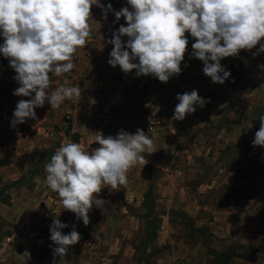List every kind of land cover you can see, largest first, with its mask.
Masks as SVG:
<instances>
[{"label":"rangeland","instance_id":"374dc122","mask_svg":"<svg viewBox=\"0 0 264 264\" xmlns=\"http://www.w3.org/2000/svg\"><path fill=\"white\" fill-rule=\"evenodd\" d=\"M99 2L105 6L111 3L116 11L128 6L127 0ZM91 11V35L96 33L99 40L106 37L101 33L102 29L107 32L119 29L117 24L125 21L123 17L116 21L112 12L104 19L101 8L95 5ZM188 51L184 64L188 60ZM198 64V60H194L193 73L181 67V73L186 77V88L192 84L200 97L210 99L203 108L196 106L193 121H175L174 126L172 122L165 121V115H156L144 107L142 98L147 97L144 90H130L131 95L125 94L127 108L135 112L133 121L120 128L129 133L142 129L157 142V152L145 157L147 165L137 164L128 171L126 187L110 191L109 188L102 189L98 198L106 202L103 207L107 212L94 205L89 212L90 223L85 226L74 213L62 208L58 194L44 182L45 165L55 151L63 143L77 142L78 137L71 131L67 132L70 115L60 113L59 117L54 111L50 114H46V110L36 111V115L45 118L49 135L17 134L11 120L20 98L13 92L19 85L13 79L15 72L9 61L0 54V88L12 89V94L6 96L7 100L4 97L8 108L2 112L0 123L4 119L10 135H21L26 139L24 157H18L21 163H16L17 169L20 166V172H24L17 183L31 187L34 180L41 182L36 202L28 194L31 188L26 192L19 191L27 198V204L35 208L28 211L30 216L37 217L35 222L25 220L24 223L30 241L29 246H22L33 252L21 248L22 242L15 244L17 250L21 249L18 254L25 263L264 264V147L253 146V140H250L259 130L258 117L264 114V68L260 67L264 65V53L222 59V66H239L237 76H230L224 84L213 83L203 74V63L201 67ZM77 71L75 67L71 74L57 78L51 74L50 90L56 89V79L67 78L69 81ZM175 100L172 104L176 103ZM222 102L225 103L223 110H216ZM211 107L215 109L212 112L214 117L210 113L204 116L205 109ZM108 110H101L102 132L112 125L107 118ZM98 112L100 110L94 113ZM128 112L125 110L124 114ZM153 119L163 121L165 127H159L154 135L147 130ZM94 143V146L89 145L99 147ZM44 187L54 198L51 205L44 201ZM12 188L6 190L5 197ZM51 207L53 209L50 210ZM54 219L69 225L61 230L63 234L70 233L75 226L81 237L78 244L69 246L63 258H54L56 246L50 239V226ZM3 225L0 222V227ZM17 227L18 224L7 226L10 232ZM26 251L30 253L29 257L24 255Z\"/></svg>","mask_w":264,"mask_h":264},{"label":"clouds","instance_id":"9594fccd","mask_svg":"<svg viewBox=\"0 0 264 264\" xmlns=\"http://www.w3.org/2000/svg\"><path fill=\"white\" fill-rule=\"evenodd\" d=\"M93 5L101 8L104 19L112 12L116 21L122 17L126 21L127 26L121 25L108 40L113 45L108 64L118 65L125 74L135 70L137 76H153L162 83L180 75L189 43L186 33L195 40L191 56L203 62V74L216 84H224L231 76L222 59L252 51L257 45L253 55L264 53V0H127L128 6L118 11L99 0H0V54L15 72L13 79L19 87L13 95L30 98L18 101L13 128L28 119L37 120L35 109L46 102L54 110L66 100L81 97L78 86L50 90V75L71 74L76 67L73 57L91 37ZM125 36L126 44L121 39ZM176 99L174 121H183L195 113L196 106L203 108L210 102L195 89L177 94ZM258 120L260 127L252 143L264 147V114ZM149 132L155 134L154 129ZM95 142L99 147L91 153L80 143H63L45 165L44 182L58 194L62 208L85 226L94 205L107 212L106 202L98 198L102 189L126 187L128 171L148 164L145 153L157 152L154 139L142 129L135 133L120 130L115 137L98 132ZM67 227L59 219L52 221L54 258L66 256L69 246L81 239L75 226L63 234L61 230Z\"/></svg>","mask_w":264,"mask_h":264},{"label":"crops","instance_id":"0c3cea01","mask_svg":"<svg viewBox=\"0 0 264 264\" xmlns=\"http://www.w3.org/2000/svg\"><path fill=\"white\" fill-rule=\"evenodd\" d=\"M117 25L119 27L121 25L127 26L126 21L120 22ZM117 30L118 29H113L107 32L102 29L101 33L105 34L106 37L100 40L98 39L96 33L91 35V37L87 40L86 47L80 48L78 50V54L73 57V62L78 71L76 75L69 79L70 83L67 78H64L63 80L56 79V88L61 85L65 87H80L82 93L81 97L66 100L58 109L51 110V105L47 102L43 108L35 109V111L40 113L42 110H46V114H50V112L52 113L54 111L55 113H58L57 116L59 117L60 113L69 114L71 118V133H73L75 137H78L77 143H80L83 149L89 153L97 148L92 147L94 146L93 144H95V135L98 132H102L100 131L101 126H103L100 121L103 116L101 114V110H110V114L107 115V118L112 125L109 128L106 127L105 129L107 130L102 132L105 137H115L120 130H124L120 128L124 125V123L133 121L132 118L134 117L133 114L135 110L127 108V102L125 101V94L131 95L130 90L133 92H137L138 89L141 91L144 90V93L147 95V97L144 96L146 98H142L144 107L156 115H165V121L168 120L167 122H172L174 126L176 123L172 117L174 115L175 107L172 108V106L177 105L179 101L176 99V103L172 104L173 96L176 98L177 94H183L193 90L192 84L186 88V77L185 75H182V73L178 76L171 77L167 83H162L153 76H137L135 70L131 73L125 74L118 65L115 68L110 66L108 64V60L110 59V52L112 51L113 45L109 44L108 40L112 39V33ZM185 35L189 40L187 46L189 56H187L188 60L185 61V64L181 63V67L186 68L189 73H193L192 65L194 60H198L191 56V46L194 43V39L189 37L187 34ZM121 39L123 43H127L128 38L126 36ZM258 47L259 45L252 51L242 50L239 55H253V53L257 51ZM136 62L138 63V61ZM198 62L199 67H201L200 64L203 62L200 60H198ZM224 67L226 69H229L230 67L234 69L239 68L238 65H224ZM55 78L57 77L55 76ZM65 81H67V83H65ZM11 94L12 89L7 87L0 88V116L2 115V112L8 108V103L4 100V97ZM5 99L7 100V97ZM21 99L27 100L30 98L20 97L17 100ZM138 103L142 104L141 102ZM223 104L225 103L222 102V104L217 105L215 109L223 110ZM207 109H205L206 113L204 116H207L208 113L213 116L212 112H214L215 109L212 107L209 110ZM96 110H100V112L95 114L94 112ZM125 110L129 111L127 115L124 114ZM201 111H203V109ZM93 113L95 114V117ZM193 115L194 113L189 114L185 120L193 121ZM2 120V123H0V189H3L0 190L2 191L0 192V195L2 194V196H0V222L4 223V225L0 227V264H28L25 263L23 261V257L18 254V251L21 249L18 248L17 250L15 244L22 242L20 246L26 250L27 247L23 246H29L30 238L28 237L29 235L27 234L26 227H24V223L26 222L25 220L35 222L37 217L30 216L31 212L28 213V211L35 208L27 204V198H24V195H21L19 191L26 192L28 188H31L32 191L28 192V194L34 200L33 202H36L38 199L36 192L41 189V182L34 180L31 187L22 183H17L23 176L24 172H20L22 170L20 169L22 168L20 166H18L17 169L16 163H21L20 159L24 157L23 147L26 144V139L24 140L21 138V135L17 137L10 135V132L8 133V131H10L9 128H5L6 121H4V119ZM199 120L201 121V119H197V121ZM103 123L105 124L106 121L104 120ZM159 127L165 128L163 121H161L159 125L154 128H151L148 125L147 130L149 131L151 128L154 129V132H156ZM171 129H176V127H171ZM158 134L159 130L157 132V135ZM253 138L250 140L252 141ZM154 143L157 142L154 140ZM89 144H92V146ZM144 155L148 157L147 153ZM134 168L135 166L133 169ZM9 187L13 188L9 192L8 196L5 197V192ZM44 189L46 192L44 201L46 204L51 205V201H54V198L49 195V189L47 187H44ZM108 191H110V189ZM51 209L53 208L51 207L50 210ZM45 213H47V209L45 210ZM8 224H18V227L10 232L11 230L7 228ZM22 244L24 245L22 246ZM27 249L29 250V248ZM29 252H33V250L30 249ZM12 253H14L15 256H11Z\"/></svg>","mask_w":264,"mask_h":264},{"label":"built area","instance_id":"2783aa9c","mask_svg":"<svg viewBox=\"0 0 264 264\" xmlns=\"http://www.w3.org/2000/svg\"><path fill=\"white\" fill-rule=\"evenodd\" d=\"M174 97L172 102L174 101ZM67 119L69 117L67 116ZM45 118L42 115H37V120L28 119L24 124L17 125L14 130H17V134L27 135L28 133H32L35 135H45L48 136L49 132L47 133ZM160 121L158 119H153L149 126L151 128L156 127L159 125Z\"/></svg>","mask_w":264,"mask_h":264},{"label":"trees","instance_id":"16d2710c","mask_svg":"<svg viewBox=\"0 0 264 264\" xmlns=\"http://www.w3.org/2000/svg\"><path fill=\"white\" fill-rule=\"evenodd\" d=\"M228 71H230L231 76L232 77H236L237 76V71L238 69H234L232 67H230L229 69H227ZM67 132H70V126L67 128ZM146 197V196H145ZM145 199V198H144Z\"/></svg>","mask_w":264,"mask_h":264}]
</instances>
